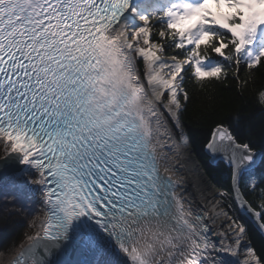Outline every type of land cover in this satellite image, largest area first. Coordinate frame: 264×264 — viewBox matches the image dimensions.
<instances>
[{"label": "snow or ice", "instance_id": "obj_1", "mask_svg": "<svg viewBox=\"0 0 264 264\" xmlns=\"http://www.w3.org/2000/svg\"><path fill=\"white\" fill-rule=\"evenodd\" d=\"M257 73L264 0H0V200L31 216L0 264H264ZM228 85L197 198L185 114Z\"/></svg>", "mask_w": 264, "mask_h": 264}, {"label": "trees", "instance_id": "obj_2", "mask_svg": "<svg viewBox=\"0 0 264 264\" xmlns=\"http://www.w3.org/2000/svg\"><path fill=\"white\" fill-rule=\"evenodd\" d=\"M227 87L233 88V90L225 91L217 86L216 91L209 93L207 97L193 90L192 103L189 105V111L185 114L186 127L192 128L196 133L195 142L190 145L191 149L211 184L218 189L219 187L209 174L208 159L202 150V138L203 133H206L211 125L213 108L226 105L236 97L234 86L228 85ZM260 88H264V74L257 73L255 83L249 86L243 97L244 109L257 122L261 110L256 100V91ZM212 171H215V162L212 164ZM18 209L19 205L13 208L7 202L0 200V253L7 252L13 244L18 245L24 242V233L27 231V224L31 216ZM253 241L257 247L264 243V240L256 234H253Z\"/></svg>", "mask_w": 264, "mask_h": 264}, {"label": "bare ground", "instance_id": "obj_3", "mask_svg": "<svg viewBox=\"0 0 264 264\" xmlns=\"http://www.w3.org/2000/svg\"><path fill=\"white\" fill-rule=\"evenodd\" d=\"M180 166V176L185 181V187L188 192L200 198L202 189H207L210 193L215 194L219 191L216 187L208 182L200 167L199 161L195 159L191 151V146L186 150V157L181 158L177 162ZM205 204L207 201H203Z\"/></svg>", "mask_w": 264, "mask_h": 264}, {"label": "rangeland", "instance_id": "obj_4", "mask_svg": "<svg viewBox=\"0 0 264 264\" xmlns=\"http://www.w3.org/2000/svg\"><path fill=\"white\" fill-rule=\"evenodd\" d=\"M193 154V153H192ZM196 159V158H195ZM200 164V163H199ZM200 167H201V165H200ZM201 169L203 170V168L201 167ZM204 173V172H203ZM204 175H205V173H204ZM205 177H206V179H208L207 178V176L205 175ZM208 182H209V180H207ZM212 185V184H211ZM27 231H30L29 229H28V224H27Z\"/></svg>", "mask_w": 264, "mask_h": 264}]
</instances>
